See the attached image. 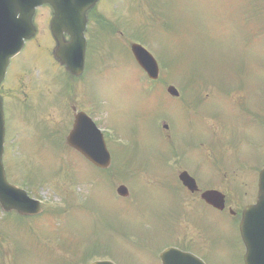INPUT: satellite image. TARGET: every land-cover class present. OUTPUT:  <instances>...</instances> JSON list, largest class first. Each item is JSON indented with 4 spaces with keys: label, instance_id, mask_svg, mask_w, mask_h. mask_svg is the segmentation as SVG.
<instances>
[{
    "label": "rangeland",
    "instance_id": "1",
    "mask_svg": "<svg viewBox=\"0 0 264 264\" xmlns=\"http://www.w3.org/2000/svg\"><path fill=\"white\" fill-rule=\"evenodd\" d=\"M39 12L48 19V8ZM87 33L90 54L80 81L56 62L51 66L41 36L31 48L38 56L32 75L30 63L8 84L12 103L21 108L7 113L8 178L45 205L23 220L0 211V264L100 258L159 264L157 256L171 242L208 241L194 211L204 215L213 241L219 235V259L229 262L225 244L241 240L237 220L202 204L175 179L187 170L201 189L226 193L227 205L238 212L254 199L247 190L256 188L249 177L258 167L248 165L264 161V0H101ZM133 42L157 58L158 80L136 62ZM28 54L24 61L31 60ZM51 74L57 75L55 89L76 92L72 99L51 95ZM170 85L178 98L167 92ZM73 102L110 128L112 165L101 172L106 181L64 145ZM221 155L227 164L207 166ZM122 184L128 198L116 193Z\"/></svg>",
    "mask_w": 264,
    "mask_h": 264
},
{
    "label": "water",
    "instance_id": "2",
    "mask_svg": "<svg viewBox=\"0 0 264 264\" xmlns=\"http://www.w3.org/2000/svg\"><path fill=\"white\" fill-rule=\"evenodd\" d=\"M99 0H0V82L5 76L8 61L18 54L24 47L25 41L36 33L34 16L36 7L49 4L54 9L51 21L52 32L57 40L56 55L66 64L74 74H81L85 64L86 37L88 12L93 9ZM71 39L68 41L64 33ZM132 51L138 62L148 72L150 77L158 78L159 67L153 55L142 45L132 44ZM169 92L178 95L175 87ZM4 114L0 101V201L5 209H16L23 213H35L37 204L31 200L26 192L11 185L6 180L2 163L4 152ZM71 145L81 151L95 164L105 167L110 163V154L105 146L102 135L94 123L85 114L77 117L74 130L68 137ZM183 181L191 189H195V181L187 174L182 175ZM127 194L124 186L119 189ZM264 171L261 174V196L258 203L264 211ZM203 198L219 208L224 207V196L217 191H208ZM263 207V208H262ZM256 211V210H255ZM254 211V212H255ZM254 224L264 229V213L253 214L245 212L241 224L243 238L253 239ZM256 254L261 258L259 264H264V249L257 245ZM163 264H204L192 254L178 249H167L162 254ZM92 264H115L111 261H97Z\"/></svg>",
    "mask_w": 264,
    "mask_h": 264
},
{
    "label": "flooded vegetation",
    "instance_id": "3",
    "mask_svg": "<svg viewBox=\"0 0 264 264\" xmlns=\"http://www.w3.org/2000/svg\"><path fill=\"white\" fill-rule=\"evenodd\" d=\"M50 11V10H49ZM39 18L37 19V24L38 27L40 29V31L42 32L44 29V26L40 23V21H38L40 19V15H38ZM45 17H47V14L45 13L44 15ZM44 16L43 18H41L40 20H42L43 22H45L44 20ZM42 35V34H41ZM39 35V37L41 36ZM37 37V38H39ZM36 38V39H37ZM34 40H32L29 45H31L33 43ZM23 55L17 57L16 59L12 60V64H11V68H10V72L14 71L16 68H18L21 65V61H22ZM7 79V78H6ZM19 79V78H18ZM2 88V87H1ZM0 88V94H3V89L1 90ZM73 94V92H72ZM6 104V103H5ZM73 110H75V105L72 106ZM218 159V158H217ZM216 160V159H215ZM226 161V159H222L221 157L218 159V161L216 160L214 163H209V165L211 166H215V165H220L223 164ZM228 160L226 161L227 164ZM234 162H236V160H234ZM248 167H259V165L254 164V163H250L248 165ZM254 171V174H250L251 176L249 177L251 183H254L256 180V176L259 179V173L258 172V168ZM260 172V170H259ZM252 185V184H251ZM250 185V186H251ZM250 189V187H249ZM257 189V194H258V187L256 186ZM255 190L254 191H248V194L250 195L249 199H253V200H249V204H252L255 202L256 198H255ZM230 213L234 214V216L232 217H238L239 216V212L230 209ZM208 241L207 242H202V240H198L197 242H192L189 244V246H185L183 249L187 250V251H191L195 254H197L198 256H200L207 264H246L245 263V254L248 251L247 246L242 242V240L238 241L237 244L232 245L233 247H230V244H225L226 248H224V250H231L232 251V258L229 262L227 261H222L219 259L218 256V250L219 247L218 245L220 244V242L218 241L219 236H217V240H212V237L207 236ZM218 256V257H217Z\"/></svg>",
    "mask_w": 264,
    "mask_h": 264
}]
</instances>
